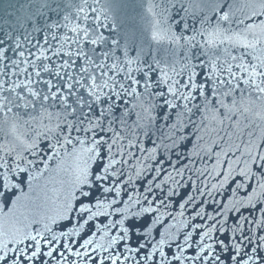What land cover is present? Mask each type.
Segmentation results:
<instances>
[{
	"label": "snow or ice",
	"instance_id": "1",
	"mask_svg": "<svg viewBox=\"0 0 264 264\" xmlns=\"http://www.w3.org/2000/svg\"><path fill=\"white\" fill-rule=\"evenodd\" d=\"M94 4L99 0H80L78 4L65 0L63 6L56 3L55 7L52 0H33L30 7L35 12L18 17L17 22L23 27L24 20H32L33 32L42 33L43 42L37 39L33 43L29 33L24 36L26 47L10 31L0 34V113L5 114V123L7 114H12L13 133L18 127L23 129L15 136V143L0 146V198L7 206L9 194L25 184L35 192L34 185L51 169V162H55L57 172L64 173L61 184L67 187L54 216L41 211L39 193L11 200V215L0 218V264H45L46 257L50 258L47 264L52 260L67 264L65 252L90 264L264 262V235L257 234V230L264 231V207L258 209L259 218L241 214L231 228L226 227L233 210L240 212L247 206L256 210L258 204H264V0H247L239 9L234 2L217 3L213 8L215 22L204 16L198 26L187 22L188 9L180 0H167V6L150 0L146 12L154 47L148 51L140 47L135 55H130L133 49L127 38L123 45L120 39L112 38L117 30L108 16L112 0H105L100 8ZM180 9L184 16L175 19L171 12L179 14ZM44 10L57 18L51 19ZM36 17L44 19L42 26L35 25ZM189 125L195 129L198 143L186 155L177 154L173 163L165 154L187 140ZM205 135L210 144L199 143ZM145 142L151 147H145ZM205 156L215 157L211 168L206 162L203 168L192 167ZM185 159L187 163L181 164ZM133 160L135 164L130 163ZM162 165L171 171L156 183L166 171ZM153 171L143 193H128L124 207L113 208L111 213L108 209L118 203L116 199L97 198L91 205L77 199L79 195L91 200L94 186L106 196L114 192L120 197L122 184L131 185L134 178ZM186 172L192 174L187 181L199 197L214 196L234 176L243 177L245 182L255 180V186L249 185L252 190L246 199H232L214 210V215L202 206L208 203L204 199L198 211L193 209V219L201 220L191 224L193 230H200L195 255H184L193 239L188 232L183 243L176 244L177 252L169 256L165 245L175 239L170 229L176 225H169L159 240L151 243L152 228L162 217L156 215L149 225L145 214L159 212L154 203L168 206L165 201L176 195L174 188L182 186ZM193 176L204 177L202 186ZM209 179L216 180L210 187ZM108 181L111 183L106 184ZM233 182L235 196L245 185ZM162 185H169L165 198L149 199L153 188L161 189ZM196 200L190 193L180 208ZM138 206V211H131ZM74 212L80 213L76 223L69 219ZM113 214H119L120 219L95 225V231L73 249L72 244L78 242L69 241V237L80 235L94 217ZM178 215L183 217L184 212ZM129 217L143 220L139 226L129 221L126 227ZM58 220H68L72 227L57 233L52 225ZM179 223L187 226L188 221ZM246 223L253 225L250 232L244 228ZM92 227L89 225L90 230ZM137 227L144 231L138 236L133 232L137 243L132 246L130 228ZM113 229L120 234L110 236ZM97 232L99 239L94 240ZM214 233L222 235L214 237ZM121 243L123 251H110ZM100 253L106 255L101 257Z\"/></svg>",
	"mask_w": 264,
	"mask_h": 264
},
{
	"label": "water",
	"instance_id": "2",
	"mask_svg": "<svg viewBox=\"0 0 264 264\" xmlns=\"http://www.w3.org/2000/svg\"><path fill=\"white\" fill-rule=\"evenodd\" d=\"M74 3H79L80 0H73ZM150 0H112V6L110 10L108 11L109 21H114L117 30L115 33H113L112 38H118L120 39L121 45L125 43V38H127L129 42V46L133 49L130 51V55H135V50L142 47L145 49V51H148L149 48L154 47L152 45L150 39H149V32H150V17L148 16L146 12V8ZM152 2L155 3H161L162 6H167V0H152ZM235 3V6L237 9L243 8L244 4L247 2V0H180V4L183 5V8L188 9V16H187V22L192 25L193 23L197 24L200 19H202L204 16H208L213 23L216 19V13L213 11V8L217 3H219L221 6L225 5L226 3ZM33 3V0H0V34L3 32H11L13 37L19 36L22 42H24V36L31 33L33 37V43H36L37 39L42 41V33H35L33 32L34 22L32 20H24L23 21V27L20 26V23L17 22V18H24L30 13L35 12V8L30 7V5ZM56 3H65V0H52V6L55 7ZM89 3H92V0H89ZM180 4H178V8L180 7ZM105 5V0H99V4H94V7H102ZM226 10V8H225ZM46 15H48L51 19H56L57 17L49 12L47 10H44ZM65 11L71 12L73 9L66 8ZM159 11V9H157ZM244 11L247 12L249 9L244 8ZM63 13H61L62 15ZM171 15L175 19H179L181 16H184V11L180 9L179 14H177L176 11H172ZM236 15L240 18H243L242 13L240 11L236 12ZM261 19H264V17H261ZM44 19L41 17L35 18V25L42 26L44 24ZM50 22V20H49ZM227 26V25H225ZM235 26V25H233ZM179 31V28L176 29ZM190 34V33H189ZM25 46L28 47L27 42H24ZM32 51H35V49H31ZM11 55V53H9ZM199 117H197L198 121ZM15 123V121L12 118V114H7V122L5 123V114L0 113V146H3L5 144H11L15 143V136L18 135L20 132L23 131L22 128L17 129L15 133L12 131V125ZM257 123H259L257 121ZM259 131V130H257ZM197 134L195 132V129L189 125L188 126V138L185 141L181 142V146H178L176 149H174L170 153H166L165 156L167 158H170L173 163H176V155H186L187 153L193 151V146L197 144ZM200 144H210L211 141L209 140V137L205 135L204 141H200ZM145 147H151V144L145 142ZM137 155H140L139 152L136 153ZM238 154V153H237ZM0 155H3V152H0ZM27 155V154H26ZM29 159H32V157L29 156ZM205 162L207 163L208 167L211 168V165L215 163V157H212L209 159L208 157H204L203 160L197 159L196 164L192 167H200L203 168L205 165ZM130 163L135 164V161H130ZM154 163V162H152ZM181 164L187 163V160L180 161ZM41 168H43V165H40ZM162 167H165L166 171L161 173V175L157 178L155 181L156 183L164 180L165 175L167 174V171H171V168L167 165H162ZM226 167V165H225ZM239 167V166H238ZM255 170V169H254ZM153 172H149L147 176H142L140 178H134L133 183L131 185L125 186L121 185L122 191L120 197H116L115 193L103 194L101 191H99L95 186L92 189V198L89 200L88 198H85L83 196L77 195V199L84 203V204H94L95 200L101 199V200H112L116 199L118 203L116 205H113L111 208L108 209V211L111 213L113 208L124 207L123 201L127 200V194H138L143 193L144 187L147 186V180L151 179V177L154 175ZM189 175H192L190 172L185 173L184 180L182 182V186L179 188H174L176 195L172 196L170 200H166L167 207H161L159 204L154 203L153 207H156L159 209V212L157 213H150L145 214V216L148 217V224H151V220L156 215H160L162 217L161 223L157 224L155 227L152 228L151 236L148 238V240L151 241V243H155L160 238V233L164 232L165 228H167L169 225L175 224L176 227H172L170 231L174 234L175 239L173 241H170L169 245H165V253L166 255H171L175 252H177L176 244L183 243V236L184 234L188 232H192L193 239L189 241L190 247L185 248V256H193L195 255V251L198 250V245L196 241L199 239L198 232L200 230H193L191 227L192 223H201V220L199 218L193 219L194 212L193 209L196 208V210H199L198 205L201 204V202L204 199L208 200L207 204H203L202 206L205 208V210L209 213L215 214L214 210L222 207L224 204L229 203L232 199H238L243 200L246 199L248 194L251 192L252 188L251 186H255V180H249L245 182L243 177L234 176L233 180H237L241 184H244L245 186L242 187L239 191L236 192L235 196H233V189L236 188V183L233 182V180H229L227 184H225L223 189H220L218 192L214 194L212 197H199L198 193L194 192L191 185L187 181V177ZM207 175V173L205 174ZM126 176L123 179H126ZM17 179H19V176H17ZM65 179V175L63 172H57L55 170V162H51V169L45 173L43 177L38 178V182L34 185L35 192H33L27 184H25L21 190H18L15 194H9V201L7 203V206H5V200L4 198H0V218L5 217L6 215H11L10 210L14 208V205L11 203V200H15L17 195L22 194H28L30 196H35L37 193L41 196V203L42 208L41 211L49 216H54L59 209L60 204L63 202L66 194H67V187L62 186L61 181ZM179 179V177H178ZM193 179H197L198 186L200 185V181L204 180V177H197L193 176ZM220 179V177H217L216 180ZM216 180L209 179L207 181L208 186H211V183H215ZM111 183V181L106 182ZM251 185V186H249ZM169 188V185H162L161 189H155L153 188V195H149V199L156 200L164 199L165 194L167 193ZM87 190V188H85ZM193 194L197 196V200L195 203L187 205L184 209L180 208V204L183 203L186 199L188 194ZM145 195H148L147 193H144ZM215 201H219V203H215ZM144 206H147V203L142 201ZM74 207H79V204L76 200L73 201ZM260 207H264V204H258L257 209L253 210L250 206L247 207H241L240 212H236L233 210V212L228 214V218L226 219V227L231 228L234 225V222L239 218V216L242 214L245 217H248L249 219H252L253 215H255L257 218H259L260 213L258 209ZM23 209H19V211H22ZM139 206L137 208L132 209L131 211H138ZM95 211V209H93ZM183 211L184 216L180 217L178 214ZM80 216V213L74 212L69 214V219L72 220V223L77 222V217ZM175 217V220L173 219ZM87 218V214H84V219ZM109 219L111 220H117L120 219L119 214H113L111 216L105 217V216H97L94 217L93 220L89 221V224L85 225L84 230L80 233L78 236H72L69 237V241H77L78 243L72 244L73 249L75 250L78 247L79 243L83 242V239L88 238V236L91 234V231H95V225L97 224H107ZM217 219H220V217H217ZM143 220V217L141 218H135V217H129L128 220L125 221V226H129V221H132L137 226L141 224V221ZM186 220L188 221L187 226H181L179 221ZM82 223L83 220H80ZM209 223H212L209 221ZM89 225H92L93 227L91 230L89 229ZM72 227V224H69L68 220H58L57 224L52 225V228L55 232L65 231L67 232ZM119 226H117L118 228ZM180 229L177 231V229ZM244 228L246 232H250L253 228V225L245 224ZM144 231L143 228L137 227L135 229L130 228V240L129 243L132 246H135L137 243V240L135 236H133V232L136 233L138 236L140 233ZM118 231L116 229H113L109 235H118ZM258 235H264V231L257 230ZM214 237L217 235L222 234H213ZM100 236V233L97 232V236L94 237V240H98ZM50 238V237H49ZM83 238V239H82ZM141 242H147L145 240H141ZM206 243H209L211 241H205ZM58 249H61V245H57ZM171 249V251H169ZM47 250V249H45ZM150 250V244L149 248L145 249V253ZM250 251V249H246ZM110 251H123V244L121 243L120 247L118 249H110ZM127 254V253H126ZM65 255L67 256V264H71L72 260H76L77 264H90V262L81 261L78 257L71 256L67 252H65ZM95 255V254H94ZM106 255V253H100V256ZM226 255V254H225ZM261 255H264V253H261ZM157 259H159L158 253L156 254ZM45 264H47V261L50 258H44ZM37 264L39 262L37 261ZM51 264H56L55 260L51 261ZM60 264H65V261L61 260ZM128 264H134V262H128ZM140 264H144L143 261L140 262ZM151 264V262H149ZM178 264V262H177ZM184 264H204L203 261H196L193 262L191 260H186ZM225 264H229V261H225ZM260 264H264V262H260Z\"/></svg>",
	"mask_w": 264,
	"mask_h": 264
}]
</instances>
